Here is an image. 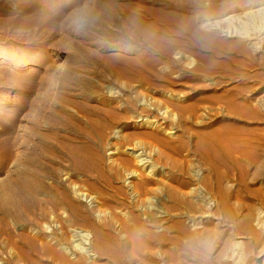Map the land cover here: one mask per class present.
<instances>
[{
	"label": "rangeland",
	"instance_id": "rangeland-1",
	"mask_svg": "<svg viewBox=\"0 0 264 264\" xmlns=\"http://www.w3.org/2000/svg\"><path fill=\"white\" fill-rule=\"evenodd\" d=\"M257 8H264V0H0V143L11 151L0 184L16 178L18 163H11L21 147L25 155L38 145L50 112H65L67 133L60 141L71 143L100 172L76 174L68 159L48 164L61 184L45 180L57 195L37 198L55 200L56 210L52 219L33 218L48 252L60 253L68 264L84 258L79 247L95 255L88 264H241L244 255L264 258L254 237L264 232V13H248ZM127 15L153 24V30L141 34ZM88 57L122 68L148 66L143 74L149 81L108 73L99 78L91 74L92 64L80 73L77 66H87ZM75 80L94 90L92 108L116 112V123L99 130L59 103V96L73 92ZM158 99L191 110L161 120L153 107ZM139 103H151V114L139 111ZM92 120L103 123L97 116ZM209 132L221 139L220 162L211 165L223 174L224 206L218 205L216 176L196 150ZM137 143L148 166L131 156ZM129 171L136 177L127 179ZM143 181L154 190L145 196L132 189ZM63 197L77 207V216ZM84 217L116 239L112 255H100L111 246L106 239L96 242ZM8 226L11 237L34 233ZM70 230L87 237L73 239ZM80 241L87 245L77 246ZM7 254L0 246V260L9 264ZM11 264L60 263L37 251Z\"/></svg>",
	"mask_w": 264,
	"mask_h": 264
},
{
	"label": "bare ground",
	"instance_id": "bare-ground-1",
	"mask_svg": "<svg viewBox=\"0 0 264 264\" xmlns=\"http://www.w3.org/2000/svg\"><path fill=\"white\" fill-rule=\"evenodd\" d=\"M248 13H257L261 15L262 13H264V8L250 10ZM126 17V22L129 21L131 25H134L135 29H137L141 34L146 33L147 29L153 30L154 28V25L151 23L144 24V22H141L136 18H132L131 16L127 15ZM230 18L231 17H227L223 18L221 21L208 22L207 24H205V26L216 27L221 22L229 20ZM96 20H100L99 15L95 17V21ZM233 37L234 35L228 36V38ZM78 52L79 51L77 50V53ZM86 62H89L87 66H77V68L80 69L78 70L80 73H84V69H86L87 67V69L91 68L93 70L91 74H94L99 78L105 76L102 73H108L114 78H125L128 82L135 81L139 83H146L149 81V79L143 74L146 70H151V68H149L148 66L136 67V64H126V66L128 67L125 68V66H123L122 68L120 66L117 67L116 65L113 66L111 64H108L107 62L97 63L90 57L87 58ZM90 64H92L93 66L89 68ZM62 67L63 62L60 63L59 70H61ZM129 68L133 69V72L131 74H128L126 72V69ZM123 70H125V72H123ZM58 75L59 73L56 75L55 81L59 79ZM85 78L86 77L81 76L82 82H84ZM158 78L160 77L158 76L157 79ZM75 81L77 82V85H75L76 87L70 89L73 92L63 96H59V103L64 108L71 109L73 111L72 113H75L78 116L79 120L88 121L99 130H101V128L106 129L109 124L116 123L118 120V115L116 114V112H114L112 109L97 111V109L92 108L93 105H95V102L92 101L94 90L92 91V89H90L87 85H78V83L82 84L81 80L80 82L79 80ZM168 85L172 86L174 85V83L169 81ZM75 91H80V94L76 93ZM167 96L172 97V95L168 93ZM153 105L156 114L160 115L161 120H164L165 118L169 119L170 117L174 116L173 114H170L171 112H179L180 114H182L191 110V107L188 105L172 103L171 101H166L163 99L155 100V104L153 103ZM151 106V103L150 105L139 103L138 109L142 113L151 114ZM95 116L101 118L103 120V123L96 124L94 120H92V118ZM66 120L67 119L65 118V112L47 113L43 117V126L45 127L46 132L44 131L41 134L38 145L35 147H31L25 155H23L24 147L20 148V150L22 151L18 152V156L16 155L14 162L11 163V167L18 163L16 178L10 179L7 177L5 182L0 184V246H2V249L7 250L8 254L6 256L7 259H10L8 262L9 264H11V262H14L15 260L28 261L30 255L33 252L37 251H39L43 256L48 253V255H50L53 260H57L60 264H68L60 253L48 252V250L46 249L47 246H45V240L47 237L43 239L42 232L33 219L37 214L44 216L47 215L49 216V219H52L54 210H56L57 204L55 200L46 198L45 201H42L37 198V196L40 194H45L47 196L48 194L51 195V193H54L57 195V193L55 192L56 190L50 185L46 184L45 180H49L52 183L61 184L59 182L58 174L55 172L56 170L48 165L50 162L56 161L58 163H61L62 161L68 159L70 160L72 171L76 174L87 175L91 172L100 173L97 166L93 167L89 165V162H87V158L80 154L76 150V147H73L71 143H69L70 145L69 147H67L60 141L65 137V134L67 133L63 129V127L67 125ZM79 134H82L81 129L79 130ZM145 136L149 137L161 146L167 147L169 149L171 148L173 151H178L179 146L172 147L173 145L165 142L163 139L158 137L157 134L146 133ZM220 141V136H218L217 134H214L212 132L202 133V135L200 136V145L196 150L203 158L207 159L211 170L215 174L217 183L216 192L219 197L218 205L224 206L226 203V198L224 197L223 192L220 189V181L223 178V174L218 171V167L216 166L217 162H220V156L218 155L217 148L219 151H222ZM135 147L137 148V150H135L131 154V156L136 159V162L137 164H139V166L143 167L146 164L148 166V158L147 155H145L143 149L138 148V143L135 144ZM66 151L68 152V154H66ZM136 152L137 154L135 155ZM10 159L11 151L8 147L7 142L5 141L0 143V172H5V170L8 168ZM213 162L216 163V165H211ZM220 165L221 164L219 163V166ZM150 172L151 171H148V173ZM6 173H10V171H6ZM126 176L127 179L135 178L136 172L129 171ZM150 184L151 183L149 181L135 183L133 184L132 189L136 194L145 196L148 195L151 191H154L153 189L148 187ZM75 186L76 185L73 184L74 192H76ZM63 201L67 203L71 214L73 216H77V207L71 205L65 197H63ZM43 204L46 205V207H49L48 213L45 211V209H43ZM83 222L90 229V232H92L91 235L94 237L96 242H100L104 239L109 242L111 248L100 249V255H112L113 250H117L119 248L116 239L110 233L105 234L102 227L90 223V220L86 217L83 218ZM260 223L264 224V215ZM8 224H10L14 229L17 228L20 230H25L27 228L28 230H32L31 233H34L32 234V236L24 233L11 237L8 234ZM74 231L75 230H70V235L73 239L75 237H87ZM129 235L132 236L130 232ZM254 237L258 242L257 250L259 252H262L264 250V232L260 235L255 234ZM79 245L86 246L87 244L83 241H80L77 246ZM73 247L74 246L72 245V248ZM62 250H65V248H62ZM79 251L83 254L84 258H80L81 261L77 264H88L95 258V255L91 254L87 247H79ZM0 262L1 264L7 263L5 262V260H0ZM241 264H264V258L262 260H260L259 258L255 260L253 258H249V256L244 255L241 257Z\"/></svg>",
	"mask_w": 264,
	"mask_h": 264
}]
</instances>
